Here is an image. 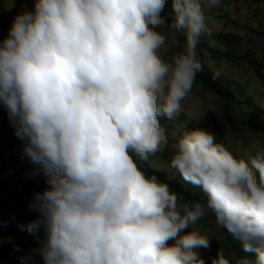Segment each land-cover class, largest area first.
I'll use <instances>...</instances> for the list:
<instances>
[{
	"label": "clouds",
	"instance_id": "1",
	"mask_svg": "<svg viewBox=\"0 0 264 264\" xmlns=\"http://www.w3.org/2000/svg\"><path fill=\"white\" fill-rule=\"evenodd\" d=\"M32 3L0 39V107L47 185L27 204L35 218L17 224L40 242L20 264L37 255L42 264H231L222 249L201 254L212 236L195 225L209 212L240 242L246 255L235 264H264V147L236 157L198 126L170 144L160 124L180 115L204 71L205 7L222 0ZM169 4L185 43L165 60ZM169 144V167L203 201L181 203L130 154L146 161Z\"/></svg>",
	"mask_w": 264,
	"mask_h": 264
},
{
	"label": "rangeland",
	"instance_id": "2",
	"mask_svg": "<svg viewBox=\"0 0 264 264\" xmlns=\"http://www.w3.org/2000/svg\"><path fill=\"white\" fill-rule=\"evenodd\" d=\"M17 2L18 0H0V39L7 35V31L10 28L11 23L17 13L25 9L32 10L33 8L32 0H25L18 7V9L14 10L13 12V8ZM239 2L244 6L257 5V3L252 2V0L235 1L233 4L236 5ZM256 8L257 9L255 13L257 15H261L264 12L263 5ZM215 20V18H207V24L213 25ZM238 22H242L243 24L250 27V29H253L252 21L246 20L239 16ZM170 32L171 30L169 29L167 31V34L169 35H166V46L160 50V55L165 60H168L173 55H175L178 48V45L173 42L175 39L172 38L173 36L170 34ZM233 32L241 33L242 35H245L246 33V31L238 27L234 28ZM162 34H164V32H162ZM182 37L184 38L183 35ZM199 43L202 45L208 43L212 49L218 51L224 50L223 43L219 42L218 40L216 41L213 38H209L207 42H205L204 39H200ZM200 44L197 45V50H201L203 56L198 57V59L204 66V71L200 73L201 76L205 77L206 79H213V73L219 70L223 78L220 76L217 79L223 82V84L226 86L225 90L230 91L237 101L234 116L232 115L236 124V130L231 131L230 128L223 124L221 120L220 104L222 101L209 91L205 90L202 85L193 84L191 92L188 94L186 99L182 101L183 111L180 113V115L172 120L163 117L160 118L161 127L165 129L166 135L169 137L170 144L172 142L173 134H179L186 128L198 126L206 128L208 131L213 133L217 137V142L224 144V146L236 157H240L245 152L255 150L258 147H264V85L255 76L250 67H234L232 66L233 62L227 63L225 60L218 62L209 61L206 58L208 57V52L205 51ZM224 77L228 80H226ZM221 92L224 91L221 90ZM201 111L205 112L204 118L198 123L194 122L193 117H195ZM251 123L256 125V130H252ZM0 141L3 142L5 148L3 151H8L10 153V155L6 156L5 153H1L0 155L2 160H4L5 157L7 162V164H3L2 167L5 175L7 169L13 170L15 173L13 179H15L18 177V174H20L19 171L21 172L20 167H24L23 170L26 179H29L28 181H34L36 186H40L42 189L45 188L47 185L46 178L44 177L43 173L40 172L42 175L40 179L39 175L37 176L38 173L32 174L35 169H38L37 165H34L30 160L29 163L32 164L27 166L13 161V156H16L15 160H22V158H24L22 142L14 135V130L7 118V112L2 107H0ZM170 144L162 152L149 156L148 160L145 162L148 163L152 169L167 171L169 175L173 176L175 180L182 184L183 190L186 188L192 192L198 191V188L185 183L181 177L169 167L168 161L172 153ZM12 164L14 167L11 166ZM15 167H18L17 169L19 171ZM32 195L33 194H31L30 197L27 196L26 198V209H28L27 204L31 200ZM0 200L3 201L2 211L0 212L2 213L1 216L2 220L4 221L0 222V264H20L18 257L33 253L34 250L40 246V242L32 235L20 230L17 227L18 223L23 224L28 221H13V210L10 205L11 197L8 196L7 198V196L3 193L0 195ZM180 202L183 203L182 201ZM24 203L25 199L22 198L21 205L24 206ZM19 208L20 210L23 209L22 206ZM205 218L206 217L203 219ZM205 220H208L207 226L210 227V229H206L205 225H202L203 221L201 224V220L197 221L195 227L199 228L201 231L206 230V232L210 233L212 236L211 248L201 249V254L206 260L209 255H215V251L217 249H222L224 251L225 256L231 260V264H235L236 259L246 255L242 252L240 245H233L231 247L230 242V246L226 245L224 234L221 230L216 228L217 225L214 222L212 223L210 219ZM199 225L204 230L201 229ZM17 249H19V251H17ZM30 264H42V260L37 255L34 257V260L30 262Z\"/></svg>",
	"mask_w": 264,
	"mask_h": 264
},
{
	"label": "trees",
	"instance_id": "3",
	"mask_svg": "<svg viewBox=\"0 0 264 264\" xmlns=\"http://www.w3.org/2000/svg\"><path fill=\"white\" fill-rule=\"evenodd\" d=\"M25 0H18V2L15 4V7L13 8V12L14 10H17L18 7L22 4V2ZM252 2H257L256 0H252ZM171 13V6L170 4L168 6H166L165 11L163 13V15L166 16L167 18V22L164 26H162V29L164 32V35H169L167 34V31L170 28L171 22L173 19V16L170 15ZM165 30V31H164ZM170 34L173 36H171L172 38L175 39V41H178V48L176 50V53L178 52H182L184 50V43H185V39L182 37L181 34L178 33H174L172 30L170 32ZM165 35V36H166ZM200 39H204L205 42H207V39L205 36H201ZM219 42L223 43L225 50L223 51H218L215 49H212L208 43L207 44H200L202 45V48L208 52V57H206L209 61L211 62H218L221 60H225L227 63L229 62H233L234 64L232 66L234 67H241V68H245V67H250L252 69V71L254 72L255 76L261 81V83L264 85V53L262 54V57L258 60L255 58L254 56V51L253 50H246L243 52V54H238L237 53V49L238 46L240 45L242 39L235 35V34H229V35H224V34H218L217 38H216ZM198 48V46H197ZM200 48V49H202ZM197 54L198 57L203 56L201 50H197ZM236 64V65H235ZM241 64V66H240ZM194 84H199L202 85V87L209 91L211 94L215 95L216 97H218L222 103L220 104L221 107V120L223 122V124L227 125L231 131H235L236 130V124L234 122V119L232 117V115L234 116V111L237 105V101L235 100L234 95L230 92V91H226L225 89V85L223 84L222 81L218 80V79H212V78H208L206 79L205 77L201 76L200 73H198ZM221 90H223L224 92H221ZM251 127L252 130H256V125L254 123H251ZM264 130V129H263ZM133 156V159L136 161L137 165L141 168L142 171H144L146 174H155L159 177L160 180L167 182L171 189L174 190L178 196L180 201L182 202H188L191 203L193 201L196 200H201L203 201L204 199H206L203 195V193L201 191H189L185 188V190H183L182 188V184L179 183L177 180H175V178L171 175L168 174L167 171L164 170H155L152 169L148 163H146L143 160H140L139 157L136 156L135 153H130ZM10 182V183H9ZM4 186L6 187V190H8L10 192V194L13 197V201H14V215L13 218L15 221H30L32 219L35 218L36 213L29 211L28 209H26V198L27 196H31V194H33L36 191H40L42 190L41 188L37 187L34 181H22V180H18L17 178L15 179H11L8 180ZM24 198L25 199V203L24 206L21 205V199ZM20 206L23 207L22 210H20ZM205 219H210V221H212V223H215V218L213 216V214L211 212L208 213V215L206 216ZM205 219H200L201 220V224L203 221L202 225H205L206 229H210L208 228L207 225V221ZM216 224V223H215ZM210 225V224H208ZM214 225V224H213ZM217 225V224H216ZM215 226V225H214ZM216 228L218 230H221L222 233L224 234V238H225V244L230 246L229 242L231 243V247L234 245L239 246L240 242L234 240L225 229H223L222 227H219L218 225L216 226ZM241 247V245H240ZM230 249V247H229Z\"/></svg>",
	"mask_w": 264,
	"mask_h": 264
},
{
	"label": "crops",
	"instance_id": "4",
	"mask_svg": "<svg viewBox=\"0 0 264 264\" xmlns=\"http://www.w3.org/2000/svg\"><path fill=\"white\" fill-rule=\"evenodd\" d=\"M235 1H240V0H235ZM234 0H222V3L220 7L218 8H212L208 9L205 7V15L208 19H213L215 18L216 20L214 21L213 25H208L211 35H204L206 39L208 40L209 38H213L217 41V35L218 34H224V35H229V34H235L239 36L242 41L240 45L238 46L237 53L238 54H243L244 51L250 49L254 51V56L256 59H260L262 57V54L264 53V12L261 15H257L255 13L256 7L262 6L263 5V10H264V0H256L257 5H249V6H244L243 4H233L235 2ZM239 6V7H238ZM236 7V8H235ZM242 17L246 20L252 21V27L253 29H250L247 25L243 24L242 22H238V18ZM211 26V27H210ZM242 28L244 31H246L245 35H242L241 33H235L233 32L234 28ZM248 30V31H247ZM159 31L162 33L163 29L162 27L159 29ZM165 31V30H164ZM166 35V34H165ZM224 46V45H223ZM163 48V47H162ZM161 48V49H162ZM225 50V48H224ZM1 153H5L6 155H10L8 151H3L0 150V155ZM24 158L22 160H18L16 156H13V161L21 164V165H31L32 163H29V158L25 157L23 154ZM2 164V165H1ZM3 164H7L5 157L4 160L0 157V195L3 193L7 196L11 197V208L13 210V215H14V201L13 197L10 194V192L6 191V187L2 184H5L6 181L13 179L7 175H5L2 167ZM14 164V163H13ZM11 165L14 167V165ZM37 167V166H36ZM16 169L18 167H15ZM24 167H20L21 172L19 171L20 174H18V180L22 181H28L29 179H26V176L24 175ZM31 171V170H30ZM38 173L37 176L39 175V179L42 177L40 174V171L38 169H35V171L32 173ZM2 174V175H1ZM36 176V175H35ZM38 181V180H37ZM4 182V183H3ZM42 189V187L37 186ZM3 207V201L0 200V211H2ZM2 213L0 212V222H4L2 220ZM13 221L14 218H13ZM199 227L203 229L200 225ZM204 230V229H203ZM206 231V230H205Z\"/></svg>",
	"mask_w": 264,
	"mask_h": 264
},
{
	"label": "built area",
	"instance_id": "5",
	"mask_svg": "<svg viewBox=\"0 0 264 264\" xmlns=\"http://www.w3.org/2000/svg\"><path fill=\"white\" fill-rule=\"evenodd\" d=\"M3 149H5L4 148V145H3V142L0 141V150H3ZM6 175L9 176V177H11V178H14L15 173L13 172V170H7L6 171Z\"/></svg>",
	"mask_w": 264,
	"mask_h": 264
},
{
	"label": "bare ground",
	"instance_id": "6",
	"mask_svg": "<svg viewBox=\"0 0 264 264\" xmlns=\"http://www.w3.org/2000/svg\"><path fill=\"white\" fill-rule=\"evenodd\" d=\"M225 48V47H224ZM240 55V54H239ZM234 64V63H233ZM222 77V76H221ZM223 78V77H222ZM225 78V77H224ZM226 79V78H225ZM226 80H228V79H226ZM230 81V80H229ZM244 97V96H243ZM240 98H242V97H240ZM242 101V100H241ZM2 140V139H1ZM8 170V169H7ZM6 171V170H5ZM2 175V174H1ZM17 175V174H16ZM19 176V175H18ZM18 178V177H17ZM7 182V181H6ZM28 182V181H27ZM4 183V182H3ZM10 183V182H9ZM3 185V184H2ZM7 191V190H6ZM8 192V191H7ZM207 226V225H206ZM208 228H210V227H208ZM212 228V227H211ZM214 228V227H213Z\"/></svg>",
	"mask_w": 264,
	"mask_h": 264
}]
</instances>
